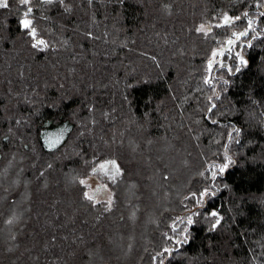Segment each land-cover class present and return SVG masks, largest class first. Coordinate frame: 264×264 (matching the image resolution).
<instances>
[{
	"label": "trees",
	"instance_id": "obj_1",
	"mask_svg": "<svg viewBox=\"0 0 264 264\" xmlns=\"http://www.w3.org/2000/svg\"><path fill=\"white\" fill-rule=\"evenodd\" d=\"M8 2L0 264H264V0H32L43 51ZM110 160L106 209L80 181Z\"/></svg>",
	"mask_w": 264,
	"mask_h": 264
},
{
	"label": "snow or ice",
	"instance_id": "obj_2",
	"mask_svg": "<svg viewBox=\"0 0 264 264\" xmlns=\"http://www.w3.org/2000/svg\"><path fill=\"white\" fill-rule=\"evenodd\" d=\"M43 2L45 4H53V3H59L61 5L64 4V0H43ZM31 3H32V0H19V4L21 6L26 7V11H24V13H23V19L20 20V25L27 32V34L29 36H31L33 38V40L35 41V43L32 44V47L43 51V50H46V49L49 48V44H48V42L46 40L39 38L38 33H37V29L34 26L33 19L29 18L30 14L33 11L32 7H29V5ZM8 7H9L8 0H0V8H8ZM66 10H69V9L66 8ZM260 15L264 16V12L260 13ZM244 16L247 17L248 13L245 12ZM235 19L239 20L240 17H235ZM223 21H224V25H229L230 23H232L233 18L230 17V16L225 15L223 17ZM253 23H254L253 20H251V19L248 20V27L252 31H254V29L252 28ZM218 26H223V25H218ZM197 30L200 31V32H207L208 31L205 28L204 25H201ZM248 34H249L248 31H244V32H241V33H234L235 39H229L227 41V44L229 46L234 45V44L237 43V41L241 40L243 37H247ZM248 47H252V45L249 43ZM228 51H231V47L228 48ZM223 55H224V51L223 50L214 51L212 53L213 59L210 60L209 63H208L209 71H211V69L213 68V64L215 62V58L217 56H223ZM235 55H236V57L238 59V64L235 67V70H233V68L231 66H226L223 63H220V67H227V71L229 73H231V74L239 73L241 71V66L247 67V65H248V61L239 52H237ZM204 82H205V84L212 85L213 78L211 76H209V77H207L205 79ZM224 83L227 84L228 81H224ZM208 99H209V101H211L213 98L209 97ZM216 99H219V94H216ZM215 107H216V104L212 103L211 106L209 107L208 111L211 112L212 109H214ZM213 123H216V121H213ZM233 131L236 133L237 136L240 134V129H238V128H234ZM228 139H229V141H231L233 139L232 134H229ZM60 142H61L60 140H56L54 142L53 141H48L47 143H48V147L51 149V148L57 146ZM236 142L239 143V140H237ZM227 160H228L227 163L217 166L218 172L220 174H223L228 169L229 165L233 163V161L231 160L230 157H227ZM99 169L102 170L105 175H108L109 172H111L112 173L111 178L113 180H115V178L117 176L122 175V171H121L120 165L115 160H110V161H107L105 163L100 164L99 165ZM216 175H217V172L216 171H212V177L215 178ZM80 183L87 185V182L84 181V180L80 181ZM105 188H106V186H105ZM96 191H100V189H97ZM193 195H195V194H193ZM202 195H208V193L205 192ZM84 196H85V199L88 200V201H91L93 203H100V201L95 199V196L93 194H89V193L86 192L84 194ZM111 203H112L111 199H109L106 202V204H107L109 209H110ZM211 215L214 216V217H217L215 223L212 225L213 229H215L216 226L219 225L221 218L219 217V214L216 213V212L211 213ZM9 223H12V221H9ZM188 223L189 224L192 223V220L190 218L188 220ZM178 243H179V241H178ZM164 251L168 252L169 250L165 249ZM161 255H163V253Z\"/></svg>",
	"mask_w": 264,
	"mask_h": 264
},
{
	"label": "rangeland",
	"instance_id": "obj_3",
	"mask_svg": "<svg viewBox=\"0 0 264 264\" xmlns=\"http://www.w3.org/2000/svg\"><path fill=\"white\" fill-rule=\"evenodd\" d=\"M111 175V172H109L108 175H105L104 172L98 167V169L94 173H91L90 176L83 179L87 182V185L83 184L87 189V193L93 194L95 196V199L100 201V203L96 204H102L106 209H108L106 202L109 199H111L112 201L110 208L113 204V193L111 190V184L119 178V176H117L115 180H113L111 178ZM97 189H100V191H96Z\"/></svg>",
	"mask_w": 264,
	"mask_h": 264
}]
</instances>
